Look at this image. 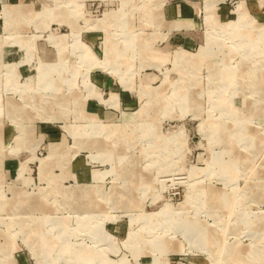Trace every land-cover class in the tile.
<instances>
[{
	"label": "rangeland",
	"instance_id": "1",
	"mask_svg": "<svg viewBox=\"0 0 264 264\" xmlns=\"http://www.w3.org/2000/svg\"><path fill=\"white\" fill-rule=\"evenodd\" d=\"M238 1L0 0V264H264V3Z\"/></svg>",
	"mask_w": 264,
	"mask_h": 264
},
{
	"label": "crops",
	"instance_id": "2",
	"mask_svg": "<svg viewBox=\"0 0 264 264\" xmlns=\"http://www.w3.org/2000/svg\"><path fill=\"white\" fill-rule=\"evenodd\" d=\"M260 3H264L263 0H239L238 4L239 6H244V8L246 10H253L256 11L257 6L260 5ZM259 4V5H258ZM212 8H214L213 6L209 5V7H207L208 10H211ZM215 12L217 13V16L219 19L224 20L225 18L228 17V12H227V7L225 5H220L218 6L217 10L215 9Z\"/></svg>",
	"mask_w": 264,
	"mask_h": 264
},
{
	"label": "bare ground",
	"instance_id": "3",
	"mask_svg": "<svg viewBox=\"0 0 264 264\" xmlns=\"http://www.w3.org/2000/svg\"><path fill=\"white\" fill-rule=\"evenodd\" d=\"M207 10H208V9H207ZM249 41H250V40H249ZM108 43H109V42H108ZM244 45H245V44H244ZM116 49H117V48H116ZM106 51H107V52H106V57H107L109 60H110V59H111V60L114 59V58H113V55H112L113 52H112V50L110 49V43H109V49H107ZM110 52H111V55H109ZM185 98H186V97H185ZM128 119H131V118H128ZM194 229H195V228H194ZM194 231H195V230H194Z\"/></svg>",
	"mask_w": 264,
	"mask_h": 264
}]
</instances>
